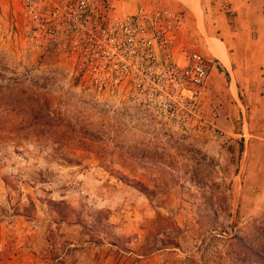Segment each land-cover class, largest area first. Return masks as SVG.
I'll return each instance as SVG.
<instances>
[{"label": "rangeland", "instance_id": "374dc122", "mask_svg": "<svg viewBox=\"0 0 264 264\" xmlns=\"http://www.w3.org/2000/svg\"><path fill=\"white\" fill-rule=\"evenodd\" d=\"M215 3L127 6L183 10L175 48L224 69L218 32L229 10ZM16 5L0 0V264H122V250L146 256L174 248L189 264H264L262 254L238 255L235 245L237 235L252 241L264 216L260 191L243 189L264 174L246 169L240 136L217 140L202 113V102L211 109L223 90L197 91L207 129L97 94L71 60L27 48ZM262 131L255 138L264 142Z\"/></svg>", "mask_w": 264, "mask_h": 264}, {"label": "built area", "instance_id": "2783aa9c", "mask_svg": "<svg viewBox=\"0 0 264 264\" xmlns=\"http://www.w3.org/2000/svg\"><path fill=\"white\" fill-rule=\"evenodd\" d=\"M15 1V28L27 48L71 60L75 76L89 90L122 97L176 126L209 128L197 91L208 77L210 60L199 51L175 48L186 19L183 10L139 7L120 13L112 0ZM211 133L217 140L226 138L219 129Z\"/></svg>", "mask_w": 264, "mask_h": 264}, {"label": "crops", "instance_id": "0c3cea01", "mask_svg": "<svg viewBox=\"0 0 264 264\" xmlns=\"http://www.w3.org/2000/svg\"><path fill=\"white\" fill-rule=\"evenodd\" d=\"M113 4L116 12L130 10L128 3L123 0H113ZM215 6L229 10L225 14L226 22L221 24L218 32L222 35L225 48L218 53L224 69L216 65L210 67L208 77L200 89L206 93L218 92L219 88L223 91L221 99L212 107L214 110L206 109L205 102H202V113L230 141H233L230 136H240L243 141L241 153L246 151L248 156L246 169L259 167L261 174H264V142L255 138L264 130V0H216ZM252 14L255 20H250ZM178 58L181 60L180 55ZM258 181L257 187L245 183L243 189L257 188L261 194L259 201L263 202L264 177ZM255 203H258V199ZM122 264L189 262L182 252L174 248L152 252L146 256L137 251L122 250Z\"/></svg>", "mask_w": 264, "mask_h": 264}, {"label": "trees", "instance_id": "16d2710c", "mask_svg": "<svg viewBox=\"0 0 264 264\" xmlns=\"http://www.w3.org/2000/svg\"><path fill=\"white\" fill-rule=\"evenodd\" d=\"M242 146L240 147V149ZM242 150V149H241ZM252 239L249 240L246 235H237L235 236V245L238 247V255L241 253L247 254V252H253L254 256L259 258L260 254L261 259H264V216L255 221V224L252 227ZM254 246L255 252H254ZM249 258V257H248ZM249 260V259H248Z\"/></svg>", "mask_w": 264, "mask_h": 264}]
</instances>
